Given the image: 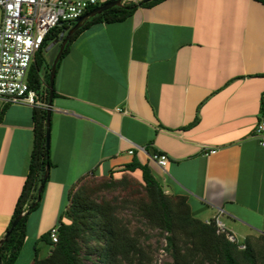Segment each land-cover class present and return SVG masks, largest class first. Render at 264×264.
<instances>
[{"label": "crops", "instance_id": "obj_1", "mask_svg": "<svg viewBox=\"0 0 264 264\" xmlns=\"http://www.w3.org/2000/svg\"><path fill=\"white\" fill-rule=\"evenodd\" d=\"M54 89L52 166L27 237L59 220L84 175H117L135 159L205 222L218 218L242 239L264 235L263 1L163 0L95 23L71 43ZM34 111L0 99V240L30 170ZM153 152L168 156L165 167Z\"/></svg>", "mask_w": 264, "mask_h": 264}, {"label": "trees", "instance_id": "obj_2", "mask_svg": "<svg viewBox=\"0 0 264 264\" xmlns=\"http://www.w3.org/2000/svg\"><path fill=\"white\" fill-rule=\"evenodd\" d=\"M161 1L163 0H153L141 5V0L125 2L123 6H115L90 18L67 42L57 69L74 39L91 25L98 22L124 21L139 7L152 6ZM67 27L68 24H63L47 35L28 74L30 88L35 90L46 104L50 98L52 68L46 57V49L50 41L60 36ZM64 39L65 36L61 44ZM55 95L54 89V97ZM2 115L3 111L1 117ZM196 121L197 118L194 123ZM34 122L35 138L30 170L7 230L10 235L0 250V264L17 262L27 238L29 215L37 210L42 202L44 190L40 201L33 207L38 199L39 187L47 183H44L47 164L52 166L50 151L46 147L47 109L35 108ZM137 170L140 175L134 174ZM119 173L123 175L119 180L86 182L89 177H96L95 173L91 172L84 175L70 189L68 205L60 214L56 225L58 241L53 242L51 230L43 234L40 241L47 247L46 255L41 256V249L36 245L30 264H84L81 257L82 242L88 244L89 253L97 254L100 264H158L142 244L141 235L145 234L144 230L132 229V221L120 215L121 210L128 206H122L115 200L98 198L100 191L108 186H129L133 180L127 175L141 180L142 190L135 193L132 207L145 226L159 230L163 235L166 242L164 250L171 257V261L165 264H264V235L245 238V248H240V245L231 242L225 233L218 232L216 219H211L208 223L198 218L187 196L167 193L164 184L148 164H142L135 159ZM113 177L115 174L104 178ZM22 214V218L13 227L16 219Z\"/></svg>", "mask_w": 264, "mask_h": 264}, {"label": "built area", "instance_id": "obj_3", "mask_svg": "<svg viewBox=\"0 0 264 264\" xmlns=\"http://www.w3.org/2000/svg\"><path fill=\"white\" fill-rule=\"evenodd\" d=\"M106 3L103 0H0L3 21L0 25V99L5 103L25 104L33 108L47 109L38 93L31 89L28 74L36 54L42 49L45 38L63 24L72 26L93 7ZM259 144L264 147V96L262 110L256 126ZM132 153V151H131ZM217 153L209 150L206 155ZM152 159L165 167L169 158L154 154ZM209 223V221H208ZM218 232L245 248L234 232L216 219ZM53 242L58 241V227L51 229Z\"/></svg>", "mask_w": 264, "mask_h": 264}, {"label": "rangeland", "instance_id": "obj_4", "mask_svg": "<svg viewBox=\"0 0 264 264\" xmlns=\"http://www.w3.org/2000/svg\"><path fill=\"white\" fill-rule=\"evenodd\" d=\"M107 1V0H103ZM3 21V10L0 7V25ZM61 43H60V36L55 37L53 40L50 41L49 46L46 49V57L48 62L53 65L55 59L57 58L59 51H60ZM122 174L115 175V177L111 178H98V177H89L86 182H95L100 183L104 182L106 180H119L122 178ZM128 178H132L133 181H131L129 186L121 187L118 185H111L108 186L100 191L98 194V198H105L108 200H115L118 203L122 204V206H128L127 208H124L121 210L120 215L128 220L132 221V229L135 228H142L144 230L145 234L141 235V241L144 246H146L147 250L153 255L154 261L158 264H165L166 262L171 261V257L166 253L164 250V246L166 244L164 237L162 234H160L159 230L151 229L142 223L138 216L134 213V208L132 207V203L134 202L136 196L135 193L139 190H142V187L140 186L141 180L138 179L135 176L127 175ZM140 182V183H139ZM59 197H56L53 203L52 207H49L47 210V214H51L52 211H54L55 206L60 205ZM197 217L204 220L206 218V215L202 212L197 214ZM46 225L44 228V232L49 231L52 229L53 226H56L58 224V218L53 223H51V220H46ZM43 234H28L27 237V248L22 253L23 255L20 257L21 264H28L35 255V246L37 245L39 249H41V256H45L47 252L46 245L40 241ZM243 240L242 238H240ZM88 244H85L84 242L81 243L82 249H81V257L84 264H100L98 262L97 254L95 253H89L88 252Z\"/></svg>", "mask_w": 264, "mask_h": 264}, {"label": "water", "instance_id": "obj_5", "mask_svg": "<svg viewBox=\"0 0 264 264\" xmlns=\"http://www.w3.org/2000/svg\"><path fill=\"white\" fill-rule=\"evenodd\" d=\"M153 0H141V3H147ZM124 3L122 2V0H111L108 1L98 7H96L94 10H91L89 12H87L86 14H84L81 18H79L75 24L71 27H67L66 29H64L62 31V33L60 34V42L62 41V39L65 36V39L63 40L61 47H60V51L59 54L57 56V58L55 59L51 71H50V98H49V102H48V108H47V126H46V135H47V150L50 151V147H51V117H52V106H53V99H54V86H55V78H56V72H57V65L59 63V61L61 60L63 53H64V49L65 46L67 44V42L69 41V39L79 31V29H81L84 24L92 17H94L95 15L101 14L103 11L111 9L115 6H123ZM50 169L51 166L50 164H47L46 167V172L44 175V183L47 182L49 175H50ZM45 189V184H42L39 189H38V199L35 202V204L33 205V207H35L38 202L41 199V194L43 192V190ZM23 214L20 215L16 221L13 224V227H15L18 223V221L22 218ZM10 235V232L6 233L5 236L0 240V250L2 245L5 243V241L8 239Z\"/></svg>", "mask_w": 264, "mask_h": 264}]
</instances>
